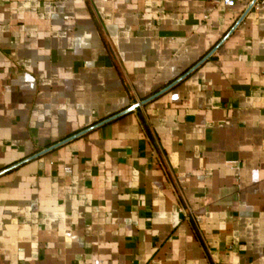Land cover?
<instances>
[{
  "label": "crops",
  "instance_id": "obj_1",
  "mask_svg": "<svg viewBox=\"0 0 264 264\" xmlns=\"http://www.w3.org/2000/svg\"><path fill=\"white\" fill-rule=\"evenodd\" d=\"M251 1L0 0V171L218 45L0 174V264H264Z\"/></svg>",
  "mask_w": 264,
  "mask_h": 264
},
{
  "label": "water",
  "instance_id": "obj_2",
  "mask_svg": "<svg viewBox=\"0 0 264 264\" xmlns=\"http://www.w3.org/2000/svg\"><path fill=\"white\" fill-rule=\"evenodd\" d=\"M255 1L256 0H253L252 1V3H250V5H249V7H248V9H247V11L245 12V14L246 13H248L250 10H251V8L253 7V5H254V3H255ZM244 14V15H245ZM243 15V16H244ZM233 30V29H232ZM232 30L230 31V32H232ZM230 32H229V34H230ZM228 34V35H229ZM227 35V36H228ZM226 36V37H227ZM226 37L224 38V39H226ZM223 39V40H224ZM222 42V41H221ZM221 44V43H220ZM219 44V45H220ZM217 47H218V45L207 55V56H205L203 59H201L197 64H195L190 70H188L186 73H184L183 75H181L179 78H177L175 81H173L172 83H170L169 85H167L166 87H164L163 89H161L160 91H158L157 93H155L154 95H152V96H150V97H148V98H146V99H144V100H142L141 102H139V103H136V104H134V105H132L131 107H129L128 109H125V110H123V111H121V112H119V113H117V114H115V115H113V116H111V117H109V118H107V119H104V120H102V121H100V122H98V123H96V124H94V125H92V126H90V127H88V128H86V129H84V130H82V131H80V132H78V133H76V134H74V135H72V136H70V137H68V138H66V139H64V140H62V141H60V142H58V143H56V144H54V145H52V146H50V147H48V148H46V149H44V150H42V151H39V152H37L36 154H34V155H32V156H30V157H28V158H26V159H24V160H22V161H20V162H18V163H16V164H14V165H12V166H10V167H7L6 169H4V170H2V171H0V174L1 173H4V172H6V171H8V170H10V169H12V168H15V167H17V166H19V165H21L22 163H24V162H26V161H29V160H32V159H34V158H37V157H39V156H41L42 154H44V153H46V152H48V151H50V150H52V149H54V148H56V147H59V146H61V145H63V144H65L66 142H68V141H70V140H72V139H74V138H77V137H79V136H81V135H83V134H85V133H87L88 131H90V130H92L93 128H95V127H98V126H101V125H103L104 123H106V122H108V121H111V120H113V119H115V118H117V117H119V116H122V115H124V114H126V113H128V112H130V111H133L135 108H137L138 106H140V105H143V104H145V103H147V102H149L150 100H152V99H154L155 97H157V96H159L160 94H162V93H164V92H166L167 90H169V89H171L172 87H174L176 84H178L181 80H183L186 76H188L192 71H194L197 67H199L216 49H217Z\"/></svg>",
  "mask_w": 264,
  "mask_h": 264
},
{
  "label": "built area",
  "instance_id": "obj_3",
  "mask_svg": "<svg viewBox=\"0 0 264 264\" xmlns=\"http://www.w3.org/2000/svg\"><path fill=\"white\" fill-rule=\"evenodd\" d=\"M222 1L228 6H234L235 5V0H222ZM252 1H251V3H252ZM253 7H256L257 9H263L264 10V0H256Z\"/></svg>",
  "mask_w": 264,
  "mask_h": 264
}]
</instances>
